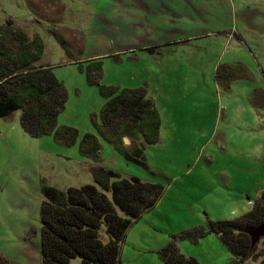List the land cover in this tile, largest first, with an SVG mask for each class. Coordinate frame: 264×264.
Wrapping results in <instances>:
<instances>
[{
    "label": "rangeland",
    "instance_id": "rangeland-1",
    "mask_svg": "<svg viewBox=\"0 0 264 264\" xmlns=\"http://www.w3.org/2000/svg\"><path fill=\"white\" fill-rule=\"evenodd\" d=\"M8 21L39 39L36 66H51L65 84L58 126L77 129L80 139L97 135L102 146L95 164L81 155L80 139L65 147L52 135L35 138L21 111L0 118V256L10 264H42L43 183L63 191L95 185L93 167L166 187L167 209L154 231L166 238L197 227L194 213L204 226L230 221L263 196L264 0H0V27ZM94 61L102 62L101 85L144 87L160 113L161 138L146 150L147 168L96 129L106 101L88 83ZM100 238L109 241L105 226ZM124 246L123 264L153 263L152 252ZM194 246L203 262L194 258L212 264Z\"/></svg>",
    "mask_w": 264,
    "mask_h": 264
},
{
    "label": "trees",
    "instance_id": "trees-1",
    "mask_svg": "<svg viewBox=\"0 0 264 264\" xmlns=\"http://www.w3.org/2000/svg\"><path fill=\"white\" fill-rule=\"evenodd\" d=\"M39 39L31 40L13 21L0 27V118L21 111L23 129L35 138L54 136L62 146L73 147L80 139L77 129L58 126L59 116L69 99L64 82L51 66H36L43 56ZM221 67L217 79L221 77ZM102 62L94 61L87 71L90 85L99 87L105 99L100 119L94 124L100 136L112 144L128 161L147 168L146 150L160 141L162 119L146 88L120 89L101 85ZM130 141L128 148L124 140ZM99 137L86 134L80 139V153L95 164L102 161ZM95 185L69 188L65 191L43 183L41 207L42 264H123L122 247L129 230L163 199L166 187L124 179L118 173L93 167ZM111 193V197L108 196ZM119 210L126 217L119 214ZM264 223V194L254 202L253 210L230 221H208L205 226L171 235V241L157 255L165 264H200L186 257L180 244H198L209 235L217 236L231 252V264L258 260L251 239L244 230ZM106 227L109 241L100 238ZM0 264H10L0 256ZM261 264H264V259Z\"/></svg>",
    "mask_w": 264,
    "mask_h": 264
},
{
    "label": "crops",
    "instance_id": "crops-1",
    "mask_svg": "<svg viewBox=\"0 0 264 264\" xmlns=\"http://www.w3.org/2000/svg\"><path fill=\"white\" fill-rule=\"evenodd\" d=\"M162 127L163 124L161 126V133H162ZM160 138H161V134H160ZM165 200L166 198H163L153 210H151L143 217H141L137 221V223L133 225V227L129 230L127 237L125 238L124 248L128 247L129 245V249L133 248L134 250L137 249L146 253L152 252L153 253L151 256V261L153 262L152 264L164 263L163 261L161 262V260H159V257L157 258L158 256L157 253L171 241V237L166 238L164 236H159L158 234H154L155 233L154 231H157L156 228L159 227L157 224H159L158 222L160 217L162 216V214H165V211L167 209V208L163 209ZM168 201L170 202V199H168L167 202ZM252 203L253 201H250V204H247V207L249 208V211L247 213L253 210L254 203L253 205H251ZM172 205H174V203H172ZM165 206L167 207L166 204ZM198 216L199 215L195 213L193 215V217H196L195 220L199 222L198 225L196 226L197 227L204 226L203 221L201 222L200 216L199 217ZM199 244L202 246L203 251L210 256L212 264H231V258H232L231 252L220 241V239L217 236L209 235L206 238L201 239ZM194 245L195 244L189 241L182 242L180 244L181 252L186 257L193 256V258L196 257L201 262H203L202 259L199 257V255L196 253V251H194L195 249ZM227 250H228V256L230 257V263L229 260L227 262V254H226Z\"/></svg>",
    "mask_w": 264,
    "mask_h": 264
},
{
    "label": "water",
    "instance_id": "water-1",
    "mask_svg": "<svg viewBox=\"0 0 264 264\" xmlns=\"http://www.w3.org/2000/svg\"><path fill=\"white\" fill-rule=\"evenodd\" d=\"M244 232L249 235L252 246L255 247L264 239V223L257 227H248Z\"/></svg>",
    "mask_w": 264,
    "mask_h": 264
}]
</instances>
